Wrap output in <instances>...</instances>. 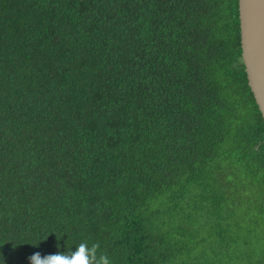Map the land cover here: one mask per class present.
Listing matches in <instances>:
<instances>
[{
  "label": "trees",
  "instance_id": "16d2710c",
  "mask_svg": "<svg viewBox=\"0 0 264 264\" xmlns=\"http://www.w3.org/2000/svg\"><path fill=\"white\" fill-rule=\"evenodd\" d=\"M84 240L112 264H264L238 0H0V264Z\"/></svg>",
  "mask_w": 264,
  "mask_h": 264
},
{
  "label": "water",
  "instance_id": "95a60500",
  "mask_svg": "<svg viewBox=\"0 0 264 264\" xmlns=\"http://www.w3.org/2000/svg\"><path fill=\"white\" fill-rule=\"evenodd\" d=\"M241 56L249 88L264 119V0H238Z\"/></svg>",
  "mask_w": 264,
  "mask_h": 264
},
{
  "label": "clouds",
  "instance_id": "9594fccd",
  "mask_svg": "<svg viewBox=\"0 0 264 264\" xmlns=\"http://www.w3.org/2000/svg\"><path fill=\"white\" fill-rule=\"evenodd\" d=\"M28 260L29 264H112L110 256L101 250L99 243H89L87 240L81 241L75 251H57L43 256L35 252Z\"/></svg>",
  "mask_w": 264,
  "mask_h": 264
}]
</instances>
